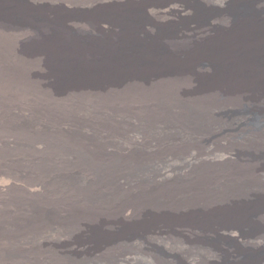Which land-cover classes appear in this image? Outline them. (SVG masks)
Masks as SVG:
<instances>
[{"label": "bare ground", "instance_id": "6f19581e", "mask_svg": "<svg viewBox=\"0 0 264 264\" xmlns=\"http://www.w3.org/2000/svg\"><path fill=\"white\" fill-rule=\"evenodd\" d=\"M259 248L264 0H0V264Z\"/></svg>", "mask_w": 264, "mask_h": 264}, {"label": "rangeland", "instance_id": "374dc122", "mask_svg": "<svg viewBox=\"0 0 264 264\" xmlns=\"http://www.w3.org/2000/svg\"><path fill=\"white\" fill-rule=\"evenodd\" d=\"M222 242L227 243V240H225V241L223 240ZM263 249H264V248H262V249L259 248L258 250L256 249L258 252H257L256 250H254V252H255V255H254V256H256V257L261 256V255L264 253V250H263ZM256 254H257V255H256Z\"/></svg>", "mask_w": 264, "mask_h": 264}]
</instances>
